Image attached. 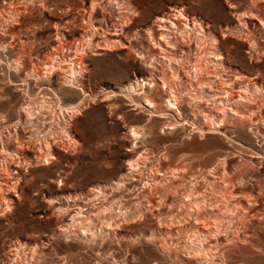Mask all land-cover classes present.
<instances>
[{"label":"rangeland","instance_id":"1","mask_svg":"<svg viewBox=\"0 0 264 264\" xmlns=\"http://www.w3.org/2000/svg\"><path fill=\"white\" fill-rule=\"evenodd\" d=\"M91 2L0 0V135L7 138L14 129L38 141L56 135L44 160L32 158L41 155L36 147L26 153L34 163L14 171L13 201L0 206V264H264V29L250 22L253 14L264 17V0ZM178 10L219 32L241 19L254 35L253 55L238 35L224 38L236 82L226 88L246 95L238 115L221 117L230 105L209 99L210 83L194 70L210 45L201 32L172 33L166 57L157 52L148 29ZM78 57L84 62L75 73L70 67ZM144 79L152 83L138 98L129 84ZM192 98H202L213 116L195 114ZM196 117L213 121L212 128L201 129ZM66 123L72 130L66 132ZM155 174L159 180L152 185ZM214 175L219 189L208 181ZM176 178L184 180L182 187L196 184L211 194L213 207L227 216L237 212L229 203L250 202L236 235L222 233L227 256L194 255L189 233L150 238L158 220L140 213L144 190L158 204L175 197L165 209L176 215V225L187 208H195H184L177 190L168 187ZM97 186L104 188L91 193ZM218 219L211 221L220 224Z\"/></svg>","mask_w":264,"mask_h":264},{"label":"bare ground","instance_id":"2","mask_svg":"<svg viewBox=\"0 0 264 264\" xmlns=\"http://www.w3.org/2000/svg\"><path fill=\"white\" fill-rule=\"evenodd\" d=\"M98 0H92L91 3H94ZM131 4V2H128ZM133 5V4H131ZM95 6V5H94ZM97 6V4H96ZM135 6V5H134ZM15 8V7H14ZM94 10V9H93ZM171 10V9H170ZM171 11H174L173 9ZM233 12V11H232ZM84 13H89V11L86 10ZM236 13V12H235ZM234 13V14H235ZM140 14V13H139ZM237 14V13H236ZM18 15V14H17ZM136 15V14H135ZM90 16V15H89ZM239 16V15H238ZM241 18V17H240ZM244 18V16H243ZM93 20V19H92ZM244 20H246L244 18ZM247 22V21H246ZM250 22L254 26H259L264 29V17L262 15H256L253 14L251 16ZM245 21L239 20L237 21L236 24L233 26L226 25V30H222L219 32L217 31L210 23L205 21L204 19H198L195 16H189L185 14L182 10H178L176 13H165L164 16L159 17L156 20V24L151 26L150 29H148L151 34L153 35L158 42H156V47L158 48L157 52L162 54V57H166L164 52L167 53L169 49H172L174 46V42L172 41L174 38H172L173 35L172 33L182 35L184 33H189L190 34H197L201 32L203 35V38L205 39L204 42L210 43L206 48L201 50V53L206 56V59L203 60V55L202 59L198 60L197 63H195L194 70L195 72H199L197 76H199L200 81H206L207 84L208 82L210 83L209 88L207 89V94L206 96L209 97V99L213 100V102H219L221 104H228L230 105L229 107H225L223 116L221 117H226V114L230 113V116L232 114H239L240 112L238 111V104L243 100V98L246 97L245 92L242 91L240 93H236L234 90L227 89L226 85L228 83H233L235 82L233 68L231 66L232 64V55H231V50L230 46L225 44L224 38L226 36H236L238 35L240 39L245 41L248 47V53H251L254 51V41L252 36V32L246 31L244 27ZM91 26V25H90ZM121 27V26H120ZM123 27V26H122ZM95 28V27H94ZM9 29V28H8ZM97 29V27H96ZM87 31V30H86ZM89 31V30H88ZM95 32V31H94ZM254 33V32H253ZM200 34V35H201ZM114 35L117 37L119 35L118 32H115ZM178 35V36H179ZM198 35V34H197ZM196 35V36H197ZM175 36V35H174ZM183 36V35H182ZM200 37V36H199ZM237 37V36H236ZM191 38V37H190ZM60 39V38H59ZM115 39V38H113ZM112 39V41H113ZM176 39V38H175ZM198 40V39H197ZM201 40V39H200ZM117 42H120V39L116 40ZM194 41V40H193ZM151 42V41H150ZM173 42V43H172ZM203 42V43H204ZM205 45V44H204ZM78 49V48H77ZM232 49V48H231ZM233 50V49H232ZM156 52V53H157ZM198 52V51H197ZM54 53V52H53ZM200 53V54H201ZM158 54V53H157ZM160 54V55H161ZM255 54V53H254ZM196 55V54H195ZM253 55V54H252ZM58 59V58H57ZM84 62L83 57H78L74 58L71 63V69L73 72L74 70L79 69V64L81 62ZM155 61V60H154ZM181 61V60H180ZM23 62V61H22ZM171 62V61H170ZM67 64V63H66ZM62 65V64H61ZM64 65V64H63ZM48 67V66H47ZM60 67V66H59ZM65 68V66H63ZM62 67V68H63ZM46 68V67H45ZM68 68V67H67ZM82 69V68H81ZM80 69V71H81ZM60 70V69H59ZM68 70V69H66ZM65 70V72H66ZM83 70V69H82ZM45 71V70H44ZM79 71V70H78ZM77 71V72H78ZM84 71V70H83ZM86 71V70H85ZM223 71V73H221ZM70 72V71H69ZM194 72V73H195ZM54 73V72H53ZM76 73V72H75ZM196 73V74H197ZM74 74V73H73ZM72 74V75H73ZM154 74V73H153ZM68 75V74H67ZM71 75V74H70ZM71 75V76H72ZM74 76V75H73ZM198 78V77H197ZM199 81V82H200ZM169 82V81H167ZM152 82L149 79H144L141 82L137 80L134 83H130L129 87L131 88V91L133 90L136 97L139 98L142 94L143 89H146V86L150 85ZM202 83V82H201ZM236 83V82H235ZM203 85V84H202ZM209 85V84H208ZM173 88V87H172ZM132 91V92H133ZM167 91V90H166ZM175 97V96H174ZM178 97V96H177ZM191 97V96H190ZM180 98V97H179ZM184 98V97H183ZM191 99V98H190ZM193 99V98H192ZM208 99V100H209ZM135 100V99H134ZM139 100V99H138ZM195 102H198L197 107L199 108V112L197 111L195 114H199L198 116L202 117L205 116L206 118H209L210 116H213V111L209 107L206 106V103L203 101V99H193ZM136 101V100H135ZM188 101V100H187ZM144 102L147 103L149 106H153L154 102L151 101L150 99H144ZM190 102V101H189ZM192 102V101H191ZM172 103V102H171ZM191 104V103H190ZM193 104V103H192ZM235 107H233V106ZM191 106V105H190ZM46 107V106H45ZM154 107V106H153ZM223 107V106H222ZM25 108V107H24ZM177 108H179L177 106ZM27 109V108H26ZM30 109V108H29ZM28 109V111H29ZM65 109V108H64ZM69 109V108H68ZM169 109V108H168ZM34 110V109H31ZM167 110V109H166ZM220 110V109H219ZM44 111V110H43ZM46 111V110H45ZM44 111V112H45ZM262 111V110H261ZM30 112V111H29ZM49 112V111H48ZM79 112V111H78ZM223 112V111H222ZM76 113V112H75ZM80 113V112H79ZM164 113V112H162ZM179 113V112H178ZM30 114V113H29ZM33 115V114H32ZM40 115V114H39ZM52 115V114H51ZM178 115V114H177ZM184 116V115H183ZM220 116V115H219ZM236 116V115H235ZM37 117V115H36ZM42 117V116H40ZM71 117V116H70ZM182 117V116H181ZM197 118V123L201 129H207L208 131L212 128V122H210L206 119V121L201 122V118ZM204 117V118H205ZM243 117V116H242ZM263 118V117H262ZM214 119V117H213ZM224 119V118H223ZM204 120V119H203ZM222 120V118H221ZM5 121V120H4ZM8 121V120H7ZM187 121V120H185ZM216 121V120H215ZM214 121V123H215ZM27 122V121H26ZM191 122V121H189ZM223 122V121H222ZM225 122V121H224ZM253 122V121H252ZM44 123V122H43ZM51 123V122H50ZM180 123V122H178ZM196 123V124H197ZM251 123V122H250ZM17 124V123H16ZM42 124V123H41ZM14 125V124H13ZM168 125V124H167ZM179 125V124H178ZM195 125V124H194ZM215 125V124H214ZM222 125V124H221ZM238 125V124H237ZM64 126V125H63ZM171 126V125H170ZM197 126V125H195ZM219 126V125H218ZM242 126H245L242 124ZM11 127V126H10ZM31 127V126H30ZM193 127V126H192ZM217 127V126H214ZM213 127V128H214ZM230 127V126H229ZM66 132L71 129V124L66 123ZM218 129L220 127H217ZM216 128V130H217ZM64 129V128H63ZM39 130V129H38ZM199 130V129H198ZM36 131V130H35ZM51 131V130H50ZM202 131V130H201ZM212 131V130H211ZM210 131V132H211ZM41 132V131H40ZM65 132V131H64ZM30 133V132H29ZM49 133V132H48ZM53 133V132H52ZM26 134V133H25ZM62 134V133H61ZM47 135V134H46ZM45 135V136H46ZM48 137H44L45 139L43 140H35L32 133L30 135L26 136L23 138L19 131L14 129L13 132H9V136L7 138H3V136L0 135V206L2 203L5 202L7 204L8 202L10 203L13 201L12 198V192L15 191V188L18 184L17 179L14 178V171L18 168L21 167L23 164H33L31 160V156H28L26 153L27 151H34L36 147L41 151V155H32V158L36 161H40L39 159H43L44 156H48V154L51 153L52 149L55 148V142L54 138L48 134ZM54 135V134H53ZM67 136V135H66ZM69 136V135H68ZM70 138V136H69ZM71 140V139H70ZM58 141V140H57ZM60 141V140H59ZM74 142V140H73ZM72 143V142H71ZM57 145V144H56ZM69 145V144H68ZM72 146V145H71ZM58 147V146H57ZM76 148V147H75ZM63 149V148H62ZM65 149V148H64ZM67 150V149H66ZM43 151L45 152L43 154ZM38 152V151H37ZM72 152V151H71ZM34 153V152H33ZM59 158V157H58ZM44 160V159H43ZM221 161V160H220ZM54 162V161H53ZM228 164V163H227ZM46 165V164H45ZM141 166V165H140ZM136 167V166H135ZM217 167V166H216ZM213 169H215L213 167ZM244 169V168H243ZM248 170V169H247ZM214 171V170H213ZM242 171V169H241ZM199 171H193L191 173V177H196L198 175ZM207 173V172H206ZM217 173V172H216ZM220 173V172H219ZM222 173V172H221ZM200 174V173H199ZM203 175V173H202ZM153 177V176H152ZM190 177V178H191ZM225 175L223 176V178ZM137 178L140 179L141 175L137 174ZM197 178V177H196ZM212 179L208 180L215 188H220L221 187V182L218 179L219 177L214 175L211 177ZM161 179V178H160ZM177 179V178H176ZM159 180V176L155 174L153 177L152 185H155V181ZM206 180V179H205ZM245 180V179H244ZM162 181V180H161ZM224 181L226 182L227 180ZM232 181V180H231ZM168 187L175 188L177 190V198L181 201L182 205L184 208L194 206V209H189L187 211H184L182 214L184 215V221H181L176 225V222L174 221L175 216H173L171 211H167L165 209L167 202L170 204L173 203L174 201V196L169 197L167 195L166 197H169L168 199H165L163 204H158L155 201V198L152 197V194L149 192V190H144V195H146V204L145 207H143L140 210V213L145 216V217H151V218H156L158 220V225L157 228H154V231H151L150 238H155V234H161V235H166L167 237H173V236H182L183 234L189 233L188 236H191L192 240L191 242L192 245L190 246L191 250H193L194 255L198 254L201 256V254H206L210 253L213 254V257H217V254H220V257H225L227 256L226 253L228 252V239H222V233H227L229 232L231 237L233 238L234 233L236 232L235 229L239 227L240 219L244 216L247 215V210L250 208L248 205L249 203L244 200V199H238L236 202L238 206H235L234 203H229V207H236L237 212L227 216L223 212H221V208L218 209L217 207L214 206V198L210 196L211 194L207 195L201 191L200 188L196 184L192 186V188L182 187L180 183H184L183 179H177L170 181ZM207 182V181H206ZM120 183V182H119ZM240 183V182H238ZM117 184V183H116ZM200 184V183H199ZM209 184V185H211ZM223 184V183H222ZM118 185V184H117ZM116 185V186H117ZM148 185V184H147ZM157 185V184H156ZM245 185V184H244ZM184 186V185H183ZM226 186V185H225ZM153 188V186H151ZM165 187V186H164ZM104 187L102 186H97L92 189H90L91 193H95L96 191H100ZM150 188V187H149ZM156 188V186H155ZM154 188V189H155ZM169 188V189H171ZM232 188V187H231ZM239 188V187H238ZM168 189V190H169ZM172 189V190H173ZM217 189V191H219ZM224 189V188H223ZM223 189L221 191H223ZM228 189V188H227ZM227 189H225L227 191ZM234 189V188H233ZM153 190V189H152ZM214 190V189H213ZM212 190V191H213ZM216 190V189H215ZM224 190V192H225ZM175 191V190H174ZM216 192V191H215ZM229 197H231L233 194L232 190H228ZM227 192V193H228ZM235 192V191H234ZM222 193V192H221ZM220 193V194H221ZM226 193V194H227ZM172 194V193H171ZM173 195V194H172ZM234 195V194H233ZM238 195V194H237ZM245 195V194H244ZM165 197V198H166ZM228 198V196H227ZM234 198V197H233ZM236 198V197H235ZM238 198V197H237ZM177 200V199H176ZM229 200V199H228ZM232 200V199H231ZM253 200V199H252ZM158 201V200H157ZM225 201V200H224ZM234 201V200H233ZM250 201V200H249ZM176 202V201H175ZM221 203V202H220ZM216 204V202H215ZM8 205V204H7ZM173 205V204H172ZM177 205V204H176ZM222 205V204H221ZM174 207V206H173ZM12 208V207H11ZM170 209V208H169ZM228 210V209H227ZM233 210V209H232ZM84 211V210H83ZM231 211V210H230ZM80 213V212H79ZM130 215V214H129ZM255 215V214H254ZM61 216V215H60ZM83 216V215H82ZM59 217V216H58ZM84 217V216H83ZM86 217V216H85ZM219 218L220 219V224H213L211 221L213 218ZM66 218V217H65ZM72 218V217H71ZM81 218V217H80ZM87 218V217H86ZM248 218V217H247ZM218 219V220H219ZM246 220V218H245ZM243 221V220H242ZM250 221V220H249ZM79 223V222H78ZM241 226V225H240ZM81 227V226H80ZM64 228V227H63ZM109 229L112 228V226L109 224L107 227ZM118 227H116V230ZM115 229V228H114ZM112 230V229H111ZM156 231V232H155ZM240 231V230H238ZM94 232V231H93ZM243 233V232H242ZM239 234V233H238ZM236 235V233H235ZM249 236V235H248ZM177 237V238H178ZM190 238V237H189ZM188 238V239H189ZM236 238V237H235ZM156 239V238H155ZM188 242V241H187ZM234 242V240H233ZM231 242V243H233ZM231 243L229 244L231 246ZM235 245V244H234ZM240 246V245H239ZM238 246V247H239ZM218 249V251L214 250ZM234 249V248H233ZM232 249V250H233ZM35 251V250H34ZM225 251V253H224ZM236 251V250H235ZM217 252V253H215ZM233 251L230 253L232 254ZM17 253V252H16ZM236 253V252H235ZM234 253V254H235ZM36 254V253H34ZM12 255V253H11ZM198 256V257H200ZM230 256V255H229ZM192 257V256H190ZM233 257V256H232ZM33 259V258H32ZM205 259V257L203 258ZM215 259V258H214ZM219 259V258H218Z\"/></svg>","mask_w":264,"mask_h":264}]
</instances>
